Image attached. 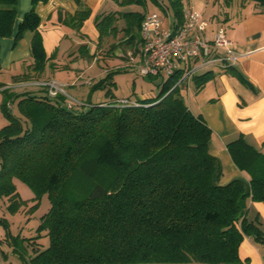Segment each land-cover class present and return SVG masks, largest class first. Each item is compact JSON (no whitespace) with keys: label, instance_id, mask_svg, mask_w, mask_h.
Masks as SVG:
<instances>
[{"label":"trees","instance_id":"16d2710c","mask_svg":"<svg viewBox=\"0 0 264 264\" xmlns=\"http://www.w3.org/2000/svg\"><path fill=\"white\" fill-rule=\"evenodd\" d=\"M47 1L32 0L15 35L17 43L24 31L33 32L27 70L39 78L53 57L46 56L35 5ZM148 1L159 5L158 0L119 2L146 7ZM255 1L264 7V0ZM167 2L181 23L185 0ZM17 4L0 0V38L12 36ZM90 13L78 10L71 16L74 25L81 27ZM122 15L127 43L142 41L145 14ZM117 20L116 12L96 18L100 39L117 34ZM120 71L109 70L90 91L105 88L112 95ZM210 74L195 75V89L201 90ZM181 75L161 78L152 100L121 105L115 98L78 108L69 106L64 94L16 93L0 81L1 110L8 119L0 128V199L8 198L12 214L27 204L18 178L34 193L30 211L44 195L50 202L32 237L12 234L1 215L6 233L0 244L10 246L22 264H247L238 255L245 237L264 244L258 216H248L250 201H264V155L241 135L228 149L250 174L249 186L239 179L215 183L221 169L210 153L211 128L188 108L182 87L172 89ZM42 236L48 238L44 248L38 242Z\"/></svg>","mask_w":264,"mask_h":264},{"label":"crops","instance_id":"0c3cea01","mask_svg":"<svg viewBox=\"0 0 264 264\" xmlns=\"http://www.w3.org/2000/svg\"><path fill=\"white\" fill-rule=\"evenodd\" d=\"M119 1L122 0H48L46 3L35 4L36 12L40 16L39 31L42 34L46 56L48 58L53 56L41 76L43 80H51L72 88L74 91L78 87H91L89 79L95 77L102 79L111 69L128 71L140 62L143 42L138 40L142 45L140 53L135 54L132 48H128L124 51L125 56L122 50H117L116 57L109 59L110 69L102 65L104 60H101L102 55L98 50L101 39L96 25L97 17L116 12L119 29L117 35L123 37L124 41L129 37L123 31L126 26L123 13H144L145 9L152 11L160 9L162 14H165L166 8L170 17L175 18L167 1L158 0L159 5L148 1L146 7L137 4H122ZM31 4L32 0H18L13 34L11 37L0 38L2 64L0 81L8 87L11 86L13 78L28 72L27 69L33 63L31 55L33 32L24 31L15 43L19 23L32 8ZM184 6L200 11L204 17L207 15L205 18L210 20L207 30L209 36L214 35L218 27L224 26L231 42V49L238 57V60L227 68L216 66L208 70L211 72L210 77L203 88H200L201 90L195 89V82L192 80L188 88H182V95L194 115H201L211 128L210 153L218 159L221 169L220 174L216 171L214 175L215 183L225 185L239 179L248 187L251 176L246 170L236 165L229 152L228 143L242 135L249 145L264 155V7L255 0H233L229 5L224 0H185ZM82 8H89L91 13L78 28L74 25L71 16ZM52 63L54 65L50 66ZM205 72L207 71L198 75ZM89 74L91 76H86ZM3 75L5 79L2 80ZM160 81L149 85L147 93L138 91L133 97L130 95V97L115 98L130 99L133 102L147 99L155 93L159 94L158 83ZM114 82L116 83L115 79ZM32 198L34 196L28 198L29 200L23 198L27 200L28 206H23L18 212L23 214L27 212L26 215H31L30 207L35 204ZM249 207L248 216L250 218L258 216L260 228L264 234V201L260 203L250 201ZM1 210L3 211L4 208ZM27 228L28 226L25 225L22 231L15 233L12 231V233L25 237L36 235V233L23 234ZM4 237L5 233L0 232V239ZM38 242L44 248L48 245V238L42 236ZM0 249L4 250L3 252L7 255L6 257L0 255V264L20 263L21 260L11 252L10 246L3 243L0 244ZM238 255L241 259L248 260L247 264H264V244L256 242L252 237H245Z\"/></svg>","mask_w":264,"mask_h":264},{"label":"built area","instance_id":"2783aa9c","mask_svg":"<svg viewBox=\"0 0 264 264\" xmlns=\"http://www.w3.org/2000/svg\"><path fill=\"white\" fill-rule=\"evenodd\" d=\"M165 11V16L158 11H150L144 16L140 26L143 54L140 62L133 66L139 75L166 80L179 71L181 78L172 89L177 86L186 89L195 75L216 66L227 68L238 60L224 26L209 36L210 20L200 11L184 6L181 23L170 17L166 8ZM39 84L49 86L51 95L55 96L59 91L65 93L64 86L56 82ZM118 102L121 105L135 104L128 99H119Z\"/></svg>","mask_w":264,"mask_h":264},{"label":"rangeland","instance_id":"374dc122","mask_svg":"<svg viewBox=\"0 0 264 264\" xmlns=\"http://www.w3.org/2000/svg\"><path fill=\"white\" fill-rule=\"evenodd\" d=\"M160 1L166 2L167 0H160ZM155 10H157L158 12L160 11V9H155ZM150 11L152 10L145 9L144 14ZM160 13L162 12L160 11ZM163 15L165 16L164 13ZM122 39L123 37H119L116 34L113 36L107 35L100 40L101 44L98 50L100 52L99 54L102 55L101 60H104V62H102V65H104L105 68L110 69V67H108L110 64L109 59L111 57H116L117 50H122L125 56H126V53L124 51L128 48H132V51L135 54L141 52L142 45L140 44L141 43L140 41H136L135 43L134 42L127 43V40L124 41ZM105 60H108V62H105ZM92 75L93 77H95L93 73ZM31 76L32 74H30L29 70L28 72L24 74L17 75L15 78L11 80V83H10L11 89L16 93H21V92H26V91L40 93L42 90H47L48 92L50 91L49 86L39 84V82H44V81L48 82V80H43L42 77L39 78V77H33V76L31 77ZM86 76H91V74L86 75ZM114 77H115L114 79L116 80V83H115V86L112 87V95H108L106 93L107 89L105 88H100V89L96 88L93 91H90V88H91L90 86L78 87L79 89L76 88V90L74 91L72 90V88H68L67 86H64L65 93H60V91L59 93L64 94L67 97V104H70L71 106L78 108L79 106H82L88 101H91L93 103H99V102H104V101L115 100V97L124 98V97H130V95L132 97L136 96L138 91L146 92L149 88V85H153V83H156L158 82V80H161L160 77H155V79H152L149 77H142L140 75H137V72L133 69H130L128 71H120ZM1 79L2 80L5 79L4 75L1 76ZM98 80L99 78L95 77L94 79H89V82H91V84L93 85L94 82H97ZM48 95L54 97V95H51V92H49ZM1 96L3 95L0 92V128L6 125L8 122V119L4 116L1 110V102L3 98ZM157 96L158 94L155 93L153 94V96L148 97L147 99L152 100V98H156ZM11 109L14 111V113L19 115V111L17 110V107L15 105H13ZM15 184H16L18 192L21 194L23 198L28 199L34 196V193L30 189V187L25 185V183H23L18 178L15 179ZM47 198H48L47 195H44L41 198V201L38 207L32 210V214L26 215L27 212H25L24 214L22 212H18L17 214L7 213L9 212L7 211L8 201L5 200L6 199L5 197H3L0 199V211H2L1 209L4 208L3 211L5 212L3 214L2 213L3 211H2L0 213V216L2 215L3 217H6L8 221L10 222L9 226H10L11 233L12 231L14 233L16 231H22L23 227L26 225L28 226V228L25 230L27 232L23 231V234H27V235L35 234L37 226H38L37 224L40 223L41 215L46 213V211H48L50 208V202ZM27 206L28 204H26V207ZM0 232L6 233V229L3 226H0ZM22 263L23 262L20 261L19 264H22Z\"/></svg>","mask_w":264,"mask_h":264}]
</instances>
